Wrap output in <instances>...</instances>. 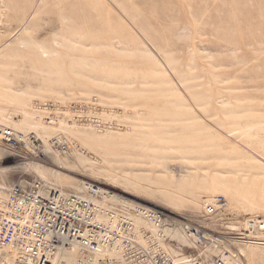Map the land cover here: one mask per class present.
Instances as JSON below:
<instances>
[{"label":"rangeland","instance_id":"obj_1","mask_svg":"<svg viewBox=\"0 0 264 264\" xmlns=\"http://www.w3.org/2000/svg\"><path fill=\"white\" fill-rule=\"evenodd\" d=\"M2 128L37 142L0 135V190L91 184L102 204L163 212L176 262L264 264V233L237 240L264 218V0H0ZM212 195L225 205L209 216ZM0 264L24 263L6 248Z\"/></svg>","mask_w":264,"mask_h":264},{"label":"bare ground","instance_id":"obj_2","mask_svg":"<svg viewBox=\"0 0 264 264\" xmlns=\"http://www.w3.org/2000/svg\"><path fill=\"white\" fill-rule=\"evenodd\" d=\"M44 51L42 56H48ZM0 135L6 147L16 148L22 141L36 149L37 139L33 135L25 136L11 128H2ZM65 140L59 138L56 142L61 150ZM29 147H25V151ZM101 196V191L91 184L84 187L83 193L68 194L40 180L1 189L0 250L13 248L24 264H57L62 249L68 251L62 256L68 262L70 254H76L72 264H97L98 261L103 264H193L195 261L204 264L198 255L176 262L167 252L172 222L160 210L108 206L98 200ZM224 205L221 195H212L203 200L202 210L210 216ZM146 211L156 213L152 220L145 215ZM126 222L130 226L128 237L121 235L127 228ZM260 224H264V218L246 219L237 240L258 241V234L264 233ZM76 225H84V230L76 229ZM180 229L196 246L216 248L219 245L217 237L207 235L202 226L185 222ZM230 257L228 250L219 249L214 263L219 264L217 260L221 259L223 264H230Z\"/></svg>","mask_w":264,"mask_h":264},{"label":"built area","instance_id":"obj_3","mask_svg":"<svg viewBox=\"0 0 264 264\" xmlns=\"http://www.w3.org/2000/svg\"><path fill=\"white\" fill-rule=\"evenodd\" d=\"M145 210L151 211V210H148V209H145ZM147 211H146L145 215H147L152 220L156 213H150V212H147ZM126 224H127V222H126ZM126 226H127L126 230L125 231H121V235L124 236V237H128V236H126V233L129 231V228H130V226L128 224ZM260 228H264V224H260ZM76 229L84 230V225H76ZM191 232L194 233L193 231H191ZM27 235H28V224L26 225V228L24 230V236L26 237ZM131 255L134 256L133 252L131 253ZM226 255L227 254H225L224 257ZM217 263L223 264L221 259H218ZM83 264H85V263H83ZM97 264H103V261H98ZM193 264H200V263L198 261H195V262H193Z\"/></svg>","mask_w":264,"mask_h":264}]
</instances>
